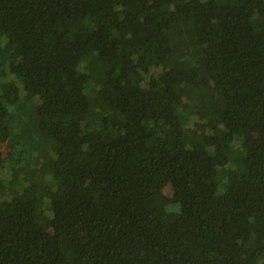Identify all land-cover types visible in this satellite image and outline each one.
I'll return each instance as SVG.
<instances>
[{
	"label": "trees",
	"instance_id": "1",
	"mask_svg": "<svg viewBox=\"0 0 264 264\" xmlns=\"http://www.w3.org/2000/svg\"><path fill=\"white\" fill-rule=\"evenodd\" d=\"M0 264H264V0H0Z\"/></svg>",
	"mask_w": 264,
	"mask_h": 264
},
{
	"label": "rangeland",
	"instance_id": "2",
	"mask_svg": "<svg viewBox=\"0 0 264 264\" xmlns=\"http://www.w3.org/2000/svg\"><path fill=\"white\" fill-rule=\"evenodd\" d=\"M146 86H147V88L149 89L150 86H149V85H146Z\"/></svg>",
	"mask_w": 264,
	"mask_h": 264
}]
</instances>
